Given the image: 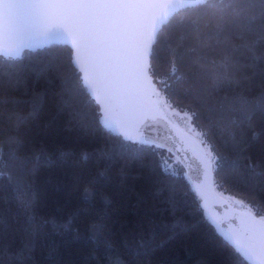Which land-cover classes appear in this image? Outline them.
<instances>
[{
    "label": "snow or ice",
    "instance_id": "obj_1",
    "mask_svg": "<svg viewBox=\"0 0 264 264\" xmlns=\"http://www.w3.org/2000/svg\"><path fill=\"white\" fill-rule=\"evenodd\" d=\"M178 9L187 11L168 24ZM0 31L5 38L0 78L5 65L16 69L13 77L27 70L21 63L25 49L70 43L66 54L53 55L45 68L58 82L59 106L68 111L71 122L81 131L105 136L101 155L130 159L174 177L167 153L179 162L176 153L185 151L183 137L174 141V148L147 133L162 121L179 129L178 118L183 135L203 146L205 178L213 171L225 178L244 172L247 186L264 193V171L256 172L241 127L253 110L264 109V90L251 95L257 80L264 89V0H0ZM162 62L168 66L164 75L158 68ZM117 110L134 118V134L115 118ZM5 144L19 147L20 138L9 135L0 141V151ZM232 154L236 158H230ZM9 159H15L11 150ZM94 195L85 188L82 203L90 204ZM21 207L27 214L32 201L22 200ZM220 235L237 264H264V212L259 203L243 206L239 234ZM29 251L27 244L14 258ZM3 254L0 248V257Z\"/></svg>",
    "mask_w": 264,
    "mask_h": 264
},
{
    "label": "trees",
    "instance_id": "obj_2",
    "mask_svg": "<svg viewBox=\"0 0 264 264\" xmlns=\"http://www.w3.org/2000/svg\"><path fill=\"white\" fill-rule=\"evenodd\" d=\"M186 11L168 24L181 20ZM68 48L54 45L26 52L21 63L27 70L15 77L11 73L16 69L2 68L0 141L9 135L20 138L19 147L5 144L0 151L2 264H237L171 153L167 155L173 161L174 177L130 159L101 155L105 136L81 131L68 111L60 108L58 82L45 64L53 55L63 57ZM158 68L160 75L168 72L166 62ZM262 90L257 80L251 95ZM177 123L183 127L178 118ZM241 127L260 173L264 171V109L253 110ZM10 150L14 160L9 159ZM214 172L221 195L243 206L259 203L264 212V193L247 186L244 172L227 178ZM85 188L95 194L88 205L82 203ZM25 199L32 201L27 214L21 207ZM27 244L30 251L15 259L13 254Z\"/></svg>",
    "mask_w": 264,
    "mask_h": 264
},
{
    "label": "water",
    "instance_id": "obj_3",
    "mask_svg": "<svg viewBox=\"0 0 264 264\" xmlns=\"http://www.w3.org/2000/svg\"><path fill=\"white\" fill-rule=\"evenodd\" d=\"M160 2H178V0H160ZM182 10L184 9H178L173 12L168 18V23L177 13ZM166 25L167 24L161 26V29L157 32V36H159L160 32ZM54 45L70 47V43H59L51 44L47 48H50ZM4 46L5 38L2 31H0V48ZM44 49L46 48L37 47L31 52L35 53ZM24 51L25 53L29 52L28 49H25ZM115 118L124 121L134 134V118L131 115L123 114L117 110ZM180 129H183L180 124L179 129H174L171 125H168L166 122L162 121L160 124L155 126L154 131L148 132L147 134L174 148V141H179L181 136L183 137L182 147L185 149V151L178 152L176 155L180 157V164L185 169L191 183L202 199L209 220L214 221L212 224L219 234L221 231L227 232L229 234H239L240 217L243 212V203L241 202V204H236L235 201L226 199L227 197L221 195L218 192L215 185L214 171L208 178H205L203 165L200 163V159L203 156V146L199 145L194 137L183 135V132L180 131ZM169 136L173 137V139H168L167 137ZM250 263L252 264V262Z\"/></svg>",
    "mask_w": 264,
    "mask_h": 264
}]
</instances>
